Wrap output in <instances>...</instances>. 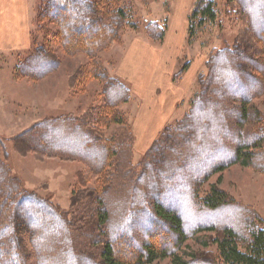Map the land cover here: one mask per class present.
<instances>
[{
  "label": "rangeland",
  "instance_id": "374dc122",
  "mask_svg": "<svg viewBox=\"0 0 264 264\" xmlns=\"http://www.w3.org/2000/svg\"><path fill=\"white\" fill-rule=\"evenodd\" d=\"M29 1L32 21L31 50L0 54V163L7 169L22 193L37 195L63 215L68 225H65L66 231H64L63 225L56 224V233H47L43 229L47 224L46 220L44 216H40L44 219L42 225L40 223L42 230L35 229V226H39L36 223L37 214L30 207V203L18 205L20 214L27 219L30 231L38 234L41 232L43 235L40 234L42 238L39 240V237L32 236L31 238L28 233H21L23 244L33 257L28 263L33 264L31 260L34 261L37 257L41 260L43 256L52 254L55 259L54 264H65L66 258L61 257L60 261L54 254L57 249H64L65 252L70 249L69 246L62 247L56 242L62 239V237L59 238L60 232L69 233L70 237L76 240L75 243L78 242L79 247L85 244L87 254H90L98 263H100V250L97 244L100 245V241L104 239L113 243L117 256L122 259L130 258L141 252L140 246L143 242L145 244L154 243L158 247L170 246L175 236L164 223H161L160 228L157 224V230L150 226L149 235L147 234L149 239L144 238L146 231L139 228L137 224L131 227L129 225L130 228L128 227L127 230L117 229L116 233L114 232L116 236L112 238L111 228L103 230L98 225L92 233H86L87 226L94 219L88 215H78L76 211L85 194L95 188L99 192L103 177L92 174L91 177L83 178L86 180L84 182L81 176H86L87 167L83 162L37 154L18 141L22 134L39 123L55 118H79L90 109L102 106L103 92L109 86L104 81L90 80L83 88H74L75 86L71 84L73 73L78 66L87 65L92 62V59L86 55L70 57L64 53L62 45L52 34L46 37V31L42 30V27L44 29L47 27V32L50 30L56 33L59 30L56 24L43 25L39 24L36 19L46 0ZM213 1L218 15L216 22H208L197 30L194 38H189V17L197 0H119V5L126 13L127 20L122 26L119 25V40L110 49L100 53L96 62L104 67L110 77H116L126 84L131 93L130 97L127 100L123 99V102L121 101L116 108V111L126 116L127 130L117 124H110L102 130L105 138L111 143V150L115 151L110 159L112 167L105 168L104 172L109 174L119 172L118 167L123 165V161L119 159L121 157L127 161L124 168L120 166L123 171L130 168L131 163L139 172L142 171V164L147 159L146 154L157 140L161 139L160 142H163L165 129H174L184 122L185 118L192 113L196 101L199 100L202 104L201 99L208 84L210 71H212V58L219 51L236 49L239 44L241 49L237 50L245 51L255 62H249L248 67L250 68L247 72H251L259 79V84L264 83V48L262 45L257 47L251 45L258 38L261 39L262 35L259 34L257 38L252 37L248 31V27L250 29L249 18L245 16L241 8L244 4L254 6V0H240L241 5L237 1H234L235 3L230 0ZM255 7H253L254 10ZM152 23H157L162 29L165 28L166 33L163 39H158V33L149 27ZM36 46L50 49L59 62L57 61V65L51 67L49 73L41 77H39L40 74L35 75L38 78H33V76L21 73V67L28 62L27 58ZM258 50L261 51L258 52ZM225 66L226 64H222L214 72L213 91L218 88L219 90L225 89L224 92H226L229 86L235 88V83L232 81L226 83L229 74L227 75L224 71ZM262 90L261 94L251 99L250 102V106H253V110L258 114L257 117L251 116L250 119L239 124L240 113H234V109L227 111L231 125H229V133L225 134L227 140L224 146L229 150L234 149L238 143L236 135L240 133L239 128L244 129L241 132L243 135L250 129L252 131L258 128L264 129V89ZM244 95V93L240 95L231 93L225 98L220 94L213 95V108L205 107L202 114L195 120V122L205 123L206 133L198 132L197 136L203 135L206 141H194L195 134L192 138V145L186 144L184 148L182 147V155L179 154L180 150L177 151L175 148L169 152L166 151L164 159L169 161L172 167L170 172L160 174L159 180H165L168 175L176 172L177 178L180 176L181 179H179L183 185L179 191L177 190L178 196L184 197L188 184L203 173L201 169H208L213 164L214 159L212 158L203 162V167H201L197 162V159L200 160L203 156L200 150L203 148L213 152V149L222 144L223 138L216 129L222 126L219 118L224 115L225 109L232 102L234 108L238 109L239 100ZM218 105L225 107L220 109ZM201 107L204 108V104ZM203 114L209 115V120L205 121ZM238 124L241 125L239 128ZM182 134L186 135L184 132ZM71 138L63 141L72 149L82 150L84 148L77 143L76 138ZM53 141L61 142L62 139L56 137ZM257 151L264 152V146ZM228 159L232 158L224 157L222 160L219 158L217 162ZM263 164L264 161L263 163L256 162L252 166L233 163L223 172L213 173L207 182H201L198 186L197 199H203L210 193L212 187L216 186L226 194L229 202L241 206L248 214L259 217L261 222L263 221L260 224L264 228V171L257 167ZM179 165L182 169H178ZM144 183L149 182L144 179ZM157 183L158 181H155V184ZM174 195L176 197L177 194ZM189 195L191 201H189L188 210L190 212L185 221L190 226L195 227L207 221L217 227L225 226L222 223L234 222L235 224L236 216L234 218L228 215L197 214L196 209L199 211L200 209L194 203L196 199L194 200L193 191H190ZM114 196L117 197L115 194ZM180 197L175 198L179 205L180 202L182 203ZM150 198L154 201L155 197ZM169 205L172 207L173 204L170 202ZM179 205H173V207L179 210ZM110 210L112 223H114L115 215H119L122 209L115 203ZM20 214L19 217H21ZM83 229H85L84 232ZM132 233L135 234V238ZM86 234L90 235L87 237ZM155 234L160 236L157 238L158 235ZM91 235L95 237V240L89 239ZM104 235H109L110 238ZM150 235H152L151 238ZM213 235L215 234L206 231L194 236L189 235L181 255L189 258V255L195 253L200 259L198 262H201L200 264H221L217 246L212 244L205 248L202 245L206 237L210 236L213 239ZM128 236H132L133 240L132 243H126L129 245L123 243L121 245L118 242ZM142 238L144 240L140 242ZM73 264L85 263L80 260ZM152 264H172V260L170 258L160 259Z\"/></svg>",
  "mask_w": 264,
  "mask_h": 264
},
{
  "label": "trees",
  "instance_id": "16d2710c",
  "mask_svg": "<svg viewBox=\"0 0 264 264\" xmlns=\"http://www.w3.org/2000/svg\"><path fill=\"white\" fill-rule=\"evenodd\" d=\"M230 1H237L241 5L240 0ZM119 3V0H46L42 4L36 18L38 23L43 25L56 24L59 28L58 32L53 33L50 30L47 32V27L45 29L42 27V30L46 31V37L52 34L56 41L62 45L64 53L70 57L86 55L92 59L89 64L78 66L73 73L71 84L75 86L74 88H83L90 80L104 81L109 86L103 92L104 102L102 106L90 109L79 118L63 117L39 123L22 134L18 141L37 154L83 162L87 167V171L86 176H81L82 179H86L87 176L91 177L92 174L103 177L99 192L95 188L85 194L81 205L77 209L79 212L76 211L78 215H88L95 221L87 226L86 233H92V230H96L98 225L103 230L111 228L110 236L112 238L116 236L117 229L127 230L129 225L130 227L139 225V228L146 231L144 232V238L149 239L147 234L149 235L148 229L150 226L156 228L158 224V228H160L161 223H164L175 236V239L170 246L161 247L154 245V243L145 244L143 242L140 246L141 252L126 259L119 258L113 243L104 239V241H100V245L97 244V248L100 250V263H98L90 254H87L88 250L85 244L79 247L78 242L75 243L76 240H73L69 233L60 232L59 238L62 237V239L61 241L56 240V242L59 246H69L70 249H68V252H65L64 249L55 250L56 259L61 261V257L66 258L65 264H73L80 260L85 264H152L157 260L170 258L172 264H200L201 262L198 263L200 259L195 253L189 255V258H185L181 255V252L184 244L189 239V235L194 236L206 231L215 235H213V239L210 236L206 237V241L202 245L205 248L212 244L216 245L221 264H264V228L260 224L263 221L261 222L259 217H255L251 213L248 214L241 206L229 202L226 194L216 186L212 187L210 193L203 199H197L198 186L201 182H207L213 173L223 172L233 163L252 166L256 162L263 163L264 161V152L257 151L264 146V129L258 128L256 131L250 129L245 131L243 135L241 132L244 129L239 128L241 126L239 124L250 119L251 116H258L253 110V106H250V102L251 99L261 94L262 89H264V83L259 84V79L251 72H247V69L250 68L248 67L249 62H255L245 51L237 50L241 49L239 44L236 49H224L212 58V71H210L208 84L202 97L204 102L202 99V104L199 100L196 101L192 113L179 126L174 129H165L163 142H160V139L154 143L146 154L147 159L142 164L141 172L135 169L132 163L130 168L123 171L124 166L127 164L123 157L119 158L123 161V165H120L123 168L118 167L119 172L113 174L104 172L105 168L112 167L110 159H112V154L115 151L111 150V143L105 138L102 130L110 124L123 126L127 130L126 116L118 110L116 111V108L123 99L127 100L131 93L126 84L116 77H110L104 67L96 62L99 54L110 49L120 38L119 25L124 24L127 15ZM253 7H255V10ZM241 8L245 16L249 18L250 29L248 27V31L252 37L256 36L257 38L259 34L262 35V40L258 38L251 45H254V47L262 45L264 48V0H254V6L244 4L241 5ZM234 10L237 12L236 9ZM256 10L257 13H255ZM217 17L213 0H197L189 17V38H194L197 30L208 22H216ZM197 20L198 23H196ZM149 27L158 33V39L164 38L165 28H160L157 23H152ZM260 51L258 50V52ZM27 59L28 62L21 67V73L33 76V78H38L35 75L40 74L39 77H41L49 73L51 67L59 62L55 54H52L50 49L43 46H36ZM222 64H226L224 71L227 75L229 74L226 83L232 81V83H235V88L229 86L228 89L226 88V92H224L225 89L219 90L218 88L213 91V75L216 68L221 67ZM231 93L235 95L244 93L245 95L239 100L238 109L234 108L232 102L228 103L229 106L225 109V113L222 111L224 115L219 118L222 126L219 125L221 127L217 128L215 126L219 135H221L220 137L223 138L222 144L213 149V152L202 148L200 154L203 156L200 160L197 159L201 167H203V162L212 158L214 159L213 164L208 169H201L203 173L190 182V184L193 182L192 187L188 184L184 197L178 196V191L183 185L180 182V176V179L177 178L176 172L168 175L165 180H159V175L170 172L172 167L171 163L164 159L166 151L169 152L172 148H175L177 151L180 150L179 154L182 155V147L186 144L192 145V138L195 134L194 141H206L201 135L207 131L205 123L195 122L196 117L202 114L205 107L213 108V95L220 94L225 98L227 94L231 95ZM203 104L204 108L201 107ZM217 107L221 109L225 106L218 105ZM232 109H234V113H240L238 124L240 133L236 135L237 145L234 149L229 150L224 146V142L227 140L225 134L229 133V125H231V119L227 111ZM202 117L205 121L209 120V115L203 114ZM215 128L213 129L214 132H216ZM183 132L188 135L187 138L185 134H182ZM198 132H201L199 136H197ZM62 135L64 136L61 137ZM56 137H60L62 141H53ZM71 137L76 138L77 143L84 146V148L82 150L70 148L63 140L72 139ZM116 154L118 155L117 152ZM224 157H231L232 159L217 162L219 158L222 160ZM180 166H178V169H182ZM257 167L262 168L261 170L264 171V164ZM144 179L149 183L145 184ZM83 181L86 180L83 179ZM155 181H158V183L155 184ZM190 191H193L194 200L196 199L194 203L200 209V211L196 209L197 214L236 216L235 224L234 222L222 223V225H225L222 227L212 225L209 221L197 224L195 227L187 224L185 218L190 212L188 210L189 201H191ZM174 194H177L176 197H180V200L182 199L180 205ZM150 197H155L154 201ZM26 202L30 203V207L37 214L36 223L39 226H35V229L42 230L40 223L42 225V222H44L43 218L47 223L43 229L47 233L52 232L55 234L56 224L63 225V230L65 225H68V221L64 219L63 215L37 195L22 193L18 184L0 163V264H30L28 262L33 257L27 252L21 233H28L31 238L32 236L39 237V240L43 236L41 232L42 236L30 231L27 219L20 214L18 205ZM170 202L174 206L179 205L180 211L175 209L173 205L171 207ZM115 203L121 207L122 211L119 212V215H115L116 219L112 223L110 209ZM19 214L21 217H19ZM82 231L84 232L85 229ZM89 235L86 234L87 237ZM155 235H158L157 238L160 236L159 234ZM132 236L135 238L134 233H132ZM132 236H128L123 240L120 239L118 242L121 245L122 243H132ZM151 237L152 235H150ZM144 238L139 241L142 242ZM89 239L95 240V237L91 235ZM211 239L212 241H210ZM54 260L51 254L43 256L41 260L40 257H37L34 261L31 260V263L54 264Z\"/></svg>",
  "mask_w": 264,
  "mask_h": 264
},
{
  "label": "crops",
  "instance_id": "0c3cea01",
  "mask_svg": "<svg viewBox=\"0 0 264 264\" xmlns=\"http://www.w3.org/2000/svg\"><path fill=\"white\" fill-rule=\"evenodd\" d=\"M30 11L29 0H0V54L31 49Z\"/></svg>",
  "mask_w": 264,
  "mask_h": 264
}]
</instances>
